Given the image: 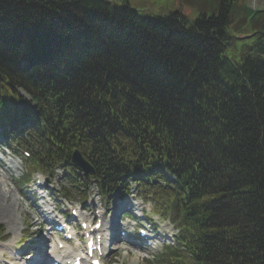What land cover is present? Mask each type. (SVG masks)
<instances>
[{
    "label": "trees",
    "instance_id": "obj_1",
    "mask_svg": "<svg viewBox=\"0 0 264 264\" xmlns=\"http://www.w3.org/2000/svg\"><path fill=\"white\" fill-rule=\"evenodd\" d=\"M165 7L0 0V115L16 117L19 81L35 110L15 121L29 122L48 159L79 147L116 188L136 166L146 179L169 170L176 188L160 197L197 264H264V10L244 0ZM24 57L36 70L19 78ZM104 129H129L131 144L124 132L103 140Z\"/></svg>",
    "mask_w": 264,
    "mask_h": 264
},
{
    "label": "rangeland",
    "instance_id": "obj_2",
    "mask_svg": "<svg viewBox=\"0 0 264 264\" xmlns=\"http://www.w3.org/2000/svg\"><path fill=\"white\" fill-rule=\"evenodd\" d=\"M129 1L132 5H134V7H138L142 10V13L146 15L152 13H161V11L167 12L169 9L165 7V5L175 4V2L171 0H156V4L146 2L152 0ZM248 3L254 6L257 10L264 6V3L260 0H248ZM22 96L23 98H25L24 95ZM6 163L7 161L4 162V164ZM11 164L12 166L13 164H16L12 171H7L10 172L12 175L10 179L11 181L6 180L5 178H3L4 176L1 177L0 175L1 191L6 200H11V202H13V204L17 207L18 211L14 214L16 219L15 226H10L9 222H0L4 224L6 228V233L11 234L10 236L13 237V235L21 231L25 225L27 226V221L31 219V217L33 216V212L30 202L23 196V191L20 190L21 184L18 181L26 173L24 164L21 161L19 162V160H16L15 158L12 160ZM36 229L37 228H34L33 230ZM146 258L151 259V256H148V254L142 252L132 251V248H130L129 250V248L126 247L125 249L114 251L113 255L111 256L110 264H153V262H151L150 260L149 262H147Z\"/></svg>",
    "mask_w": 264,
    "mask_h": 264
},
{
    "label": "bare ground",
    "instance_id": "obj_3",
    "mask_svg": "<svg viewBox=\"0 0 264 264\" xmlns=\"http://www.w3.org/2000/svg\"><path fill=\"white\" fill-rule=\"evenodd\" d=\"M15 203V202H14ZM18 211L17 207L11 202V200H6L2 191L0 184V221L9 222L10 226H15V213ZM116 225H112L115 228ZM113 239L117 238L116 235L112 236Z\"/></svg>",
    "mask_w": 264,
    "mask_h": 264
},
{
    "label": "water",
    "instance_id": "obj_4",
    "mask_svg": "<svg viewBox=\"0 0 264 264\" xmlns=\"http://www.w3.org/2000/svg\"><path fill=\"white\" fill-rule=\"evenodd\" d=\"M75 159H76L77 163L81 167L86 169L87 171H89L91 169V167L89 166L88 162L85 161V159L83 157H81V155L78 152L75 154Z\"/></svg>",
    "mask_w": 264,
    "mask_h": 264
}]
</instances>
